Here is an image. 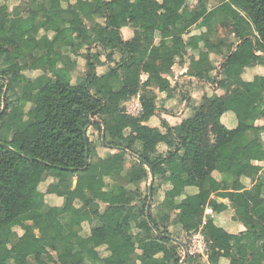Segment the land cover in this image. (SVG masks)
<instances>
[{
	"label": "trees",
	"instance_id": "16d2710c",
	"mask_svg": "<svg viewBox=\"0 0 264 264\" xmlns=\"http://www.w3.org/2000/svg\"><path fill=\"white\" fill-rule=\"evenodd\" d=\"M9 1L0 0V264H204L189 254L182 262L179 235L190 231V220L195 230L201 227L208 264H219L222 258L229 264H264V173L251 164L264 161V145L254 126L264 116V78L257 79L258 94L250 98L234 86L242 70L233 64L238 38L253 30L261 57L253 55L252 65H264V0H242L244 16L230 17L235 39L225 44L223 53L217 51L222 56L218 65L207 62L208 52L198 62L191 57L189 73L196 83L213 92L225 89V94L203 96L188 111L184 107L187 113L180 123L161 121L162 130L143 124L147 114L160 110L157 95L148 87L170 90L162 75H171L176 59L187 54L179 47L182 32L198 22L201 27L225 24L228 2L234 0H216L221 5L211 11L208 0H199L194 12L188 10V0H163L170 6L165 13L154 0H83L73 7L21 0L12 11ZM44 11L48 23L43 22ZM121 12L126 14L124 24L131 21L135 37L124 41L117 33L112 49L110 20ZM97 16L103 25L95 22ZM168 19L174 23L170 31ZM157 34L169 44L154 45ZM28 54L58 60L62 67L40 74L32 70ZM101 55L106 71L98 75L93 60ZM136 59L148 75L141 85L132 69ZM10 67L16 72H9ZM24 71H32V77L15 79ZM104 87L108 92H102ZM139 88L143 112L132 117L125 104ZM227 112L237 120L234 129L220 122ZM93 130L97 144L112 155L90 159ZM236 149L245 150L244 161L233 160ZM94 166L99 169L96 178ZM149 169L152 203L147 211L149 184L145 191L141 186L150 181ZM133 170L143 176L134 180ZM107 177L117 185L100 211ZM48 178L54 182L47 192L55 185L64 200L60 208L48 206L38 189ZM243 179L250 180V189ZM163 180L170 186L158 201L155 195ZM225 202L246 231L228 234L205 215L207 208L213 213L227 210ZM40 215L44 217L37 227L33 220ZM83 223L91 227L87 238L82 236ZM20 233L27 238L29 253L10 262L8 252ZM42 248L49 253L43 254ZM102 248L106 256L100 254Z\"/></svg>",
	"mask_w": 264,
	"mask_h": 264
},
{
	"label": "crops",
	"instance_id": "0c3cea01",
	"mask_svg": "<svg viewBox=\"0 0 264 264\" xmlns=\"http://www.w3.org/2000/svg\"><path fill=\"white\" fill-rule=\"evenodd\" d=\"M55 3H58L60 5H63V7H73L78 2L83 0H51ZM130 2H134L135 0H129ZM160 7V13H165L170 9V6L168 3H165L163 0H154ZM21 0H10L9 1V11H12L16 6L20 4ZM228 2L227 0L224 1V3ZM199 0H188L187 1V7L190 12H194L198 10L199 8ZM229 6L226 10L227 20L225 24L221 23H212L208 24L207 26H200V22L197 24H194L181 34V42L179 44V47H183L186 49L187 54L183 56L181 59H176L174 65L172 66V72L171 75H162V78H165L169 80L170 82V90L169 91H160L159 87L156 85H153L151 87H148L149 90H152L157 95V104L158 108L160 110H157L155 114H147L145 116V120L143 124L151 127V128H159L162 130L161 127V121H166L170 126L176 125L180 123V121L183 119L184 115L187 112H184V107L188 111V107L190 106H196L200 99L203 96H222L225 94V89H219L216 91H211L208 88H205L201 86L200 84L196 83V79L194 76H191L189 73V69L191 68V57L198 62V59L202 53L208 52V60L207 62L213 66L214 64L218 65L220 61L222 60L221 54H219L217 51H221L222 53L226 50V43L228 41H233L235 39L234 35V28L231 22V16L236 14H239L240 16H244L243 14V7H244V1L242 0H234L232 2H228ZM221 5V1L216 0H208V3L206 4L207 11H211L214 7ZM125 12H121L118 15H114L111 17V26L113 28L111 34H110V42L111 47L114 49V43L118 40V34L122 37L124 41H132L135 37V29L129 25L131 21L129 20L127 24H124L125 19ZM44 23L49 22V17L45 14L42 17ZM95 22L103 25L104 21L101 20V18H98V16L95 18ZM166 28L170 31L174 29V23L172 19H168L166 22ZM227 25V26H226ZM226 26V27H225ZM251 35L246 36L245 38H238L235 46L233 49H237L238 51V57L234 61V66L238 69L242 70V73L240 75V81L234 83V86L241 88L250 98H255L259 91V85L256 82L259 78H264V65L260 63H255L252 65V57L255 55L256 57H261V52H257L255 49V36L256 33L252 31ZM50 37L51 33L49 34ZM74 41L78 39V34H74L73 36ZM170 40L161 38L158 36V34L154 37V45H160L161 47H164L165 45H168ZM32 45L35 49L38 48L37 41L34 39L31 41ZM251 45H250V44ZM81 47H78V52L80 51ZM28 62L32 66L33 71H38L40 74L45 71L46 69L49 70L50 73H54L55 71L59 70L62 67V64L58 60L54 59H48V60H42V59H36L34 58L33 54H28L27 56ZM94 65L96 67V72L98 75L103 74L106 71V59L104 55H101L93 60ZM34 63L39 67H34ZM42 64L39 65V64ZM79 65L84 64V59L79 58L78 60ZM142 61L139 59H136L135 64L133 66V70L137 72L138 74V81L139 85L143 84L147 78L148 75L142 73L141 67H142ZM82 71V70H81ZM80 71L81 74H83ZM26 73V75H24ZM20 74H23L24 77L22 79H19L20 82H22L24 79H29L32 77V71H24ZM66 80H68V75L66 76ZM103 93L108 92V88L104 87L102 89ZM143 93L142 88H139L137 92L131 97V99L125 104V112L126 107L130 104L132 100L138 101L141 105V95ZM186 100V101H185ZM187 105V106H186ZM162 106V107H161ZM127 114V113H126ZM131 116V115H130ZM140 116V115H139ZM137 117V116H132ZM221 124L227 128V129H234L237 126V120L233 113L227 112L224 113L220 117ZM28 124H30V121H28ZM254 126L259 130V136L260 140L264 145V116H260L256 121ZM90 134V132H89ZM91 134H93V140L95 141L94 147L90 151V159L92 161H95L98 158H105L106 153L108 154L110 152V155L113 154V151H108L105 148H103L101 145H98L97 141L95 140V134L96 132L93 130L91 131ZM161 147V145H160ZM246 152L243 149H236L233 152V160L237 162H242L246 159ZM252 165L259 166L261 168V171L259 173H264V161L257 162L253 161L251 162ZM113 169V168H112ZM111 169V170H112ZM98 166H94L92 169V176L93 178H96L98 175ZM150 173V171H149ZM133 179L138 180L143 176V173L138 170L132 171ZM113 177V176H112ZM112 177L105 178L104 182L107 184V188L104 190V194L102 197V208L100 211H103V207L107 205L109 199H110V191L111 189L115 188L117 185V180ZM117 179H120L121 173L117 174ZM115 177V178H116ZM151 177V175H150ZM152 178V177H151ZM153 179V178H152ZM151 181V179H150ZM153 181V180H152ZM165 181V188H169V183ZM54 182V179L48 178L45 183L41 184L39 186L40 193L44 194V200L45 203L50 207H57L60 208L63 205V198L59 197L57 195V187L54 185L51 190L47 192L48 186ZM241 183L247 188L250 189L252 186V183L248 179L241 180ZM76 185V179H73V186ZM151 187V185H150ZM152 189V188H151ZM189 192H196L195 189H191ZM150 194V189H149ZM80 200L84 199V196L79 197ZM220 201H223L220 199ZM224 202V201H223ZM228 206L227 210L221 212V213H213L209 208L206 209L205 215L212 218L213 223L216 227L222 228L225 230L228 234L231 235H238L241 232L246 231L245 226L240 222L237 218L234 217L235 212L231 208L230 204L228 202H225ZM81 205L80 203L75 202V207L79 208ZM36 209H38V206H35ZM43 215L37 216L34 218L33 222L36 224L37 227H39L43 220ZM38 218L39 221L36 219ZM205 221V220H204ZM196 226V223L194 220L189 221V227ZM91 227L88 223L82 224V236L84 238H87L90 234ZM199 235L203 237L201 234V227H199ZM106 237L112 236V231L110 229L105 230ZM24 238V239H23ZM204 238V237H203ZM23 249L19 251V246H21ZM24 250H26V253H22ZM19 252V254H18ZM41 252L43 254H48L49 251L45 248L41 249ZM29 253L28 250V242L27 238H25L22 233L19 234V241L16 244L15 247H13L9 252L7 259L12 262L13 260L22 257L24 255H27ZM88 254H91V251H88ZM100 254L103 256H106V252L104 248L100 249ZM52 256H55V253H52ZM76 255L75 257H78ZM205 264H208L207 256H206V262ZM219 264H229V261L227 259H220Z\"/></svg>",
	"mask_w": 264,
	"mask_h": 264
},
{
	"label": "rangeland",
	"instance_id": "374dc122",
	"mask_svg": "<svg viewBox=\"0 0 264 264\" xmlns=\"http://www.w3.org/2000/svg\"><path fill=\"white\" fill-rule=\"evenodd\" d=\"M39 65H41L42 66V64L40 63ZM34 67H39V66H37L35 63H34ZM32 68V67H31ZM46 71H48L49 72V70H47L46 69ZM9 72H11V73H13V72H16V67H10L9 68ZM33 74V73H32ZM24 75H26V73L24 74ZM24 77L23 76V74H18L16 77H15V79H17L18 81H19V79H22V77ZM151 179V181H149L148 183H144L142 186H141V189H142V191H145V188L146 187H148V185L147 184H149V189H150V185L152 186V178H150ZM165 181L163 180L162 182H161V185L159 186L160 188H159V190H158V192H157V194L155 195V200H160L162 197H163V193H164V190L166 189L165 188ZM148 203H149V193H148ZM151 203H152V199H151V202L149 203V208L151 207ZM148 206V205H147ZM147 206H146V208H147ZM37 221H39L38 220V218L36 219ZM195 228V226L194 227H191L190 228V231L188 232V233H186V232H181L180 233V235H179V240L181 241V243L186 247V249H187V252H188V254L189 255H192L193 257H195V258H197V259H199L202 263H204L205 264V262H206V251H207V248H206V245H205V243H204V245H205V253H204V255H201V254H197V253H195V254H192V252H193V247H192V242H191V237L192 236H198L199 235V228H197L196 230L194 229ZM24 239V238H23ZM19 251L21 250V249H23V247H22V244H21V246H19ZM181 257H182V260H184V252H183V249L181 248ZM22 253H26V250H24ZM18 254H19V252H18Z\"/></svg>",
	"mask_w": 264,
	"mask_h": 264
},
{
	"label": "built area",
	"instance_id": "2783aa9c",
	"mask_svg": "<svg viewBox=\"0 0 264 264\" xmlns=\"http://www.w3.org/2000/svg\"><path fill=\"white\" fill-rule=\"evenodd\" d=\"M143 112L142 106L138 101L132 100L130 104L126 107V113L131 116H139ZM193 252L192 254H201L205 253V240L201 235L191 237ZM205 243V245H204Z\"/></svg>",
	"mask_w": 264,
	"mask_h": 264
},
{
	"label": "water",
	"instance_id": "95a60500",
	"mask_svg": "<svg viewBox=\"0 0 264 264\" xmlns=\"http://www.w3.org/2000/svg\"><path fill=\"white\" fill-rule=\"evenodd\" d=\"M149 171H150V175H151V177H152V170L151 169H149ZM153 180V179H152ZM151 202V187H150V194H149V203ZM149 203H148V206H147V208H146V210L148 211L149 210ZM174 240V242H177V243H179V241L177 240V239H173ZM180 246H181V248L183 249V252H184V259L188 256V252H187V249H186V247L182 244V243H180ZM182 262H183V260H182ZM182 264V263H181Z\"/></svg>",
	"mask_w": 264,
	"mask_h": 264
}]
</instances>
